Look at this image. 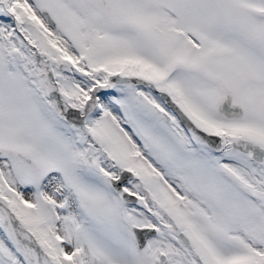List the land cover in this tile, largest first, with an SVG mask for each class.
<instances>
[{"label":"snow or ice","instance_id":"1","mask_svg":"<svg viewBox=\"0 0 264 264\" xmlns=\"http://www.w3.org/2000/svg\"><path fill=\"white\" fill-rule=\"evenodd\" d=\"M0 264H264V0H0Z\"/></svg>","mask_w":264,"mask_h":264}]
</instances>
